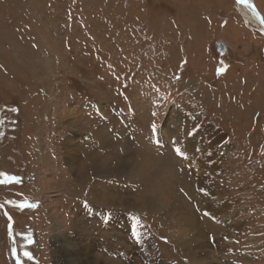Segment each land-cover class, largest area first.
<instances>
[{
    "label": "rangeland",
    "instance_id": "obj_1",
    "mask_svg": "<svg viewBox=\"0 0 264 264\" xmlns=\"http://www.w3.org/2000/svg\"><path fill=\"white\" fill-rule=\"evenodd\" d=\"M261 32L236 0H0V264H264Z\"/></svg>",
    "mask_w": 264,
    "mask_h": 264
},
{
    "label": "bare ground",
    "instance_id": "obj_2",
    "mask_svg": "<svg viewBox=\"0 0 264 264\" xmlns=\"http://www.w3.org/2000/svg\"><path fill=\"white\" fill-rule=\"evenodd\" d=\"M251 1H252V5L249 2V0H236L237 8L240 10L242 15L251 22L252 26L258 27L264 33V24H263L264 19L262 18V16L256 9L253 3V0ZM180 113H181L179 115L180 120L185 125L191 126L194 119L190 115H187L185 112L183 113L180 112ZM207 120L209 119L207 118ZM194 123L195 122H193V124ZM186 139L187 140L185 141V143L184 142L183 143H184L185 150L189 153V155H184L183 154L184 152H182L179 149L180 154L184 157L182 159H185L194 170L198 169L200 173L195 176L196 178L195 182H197L198 185H203L202 181H203L204 171L205 172L210 171L211 176H214V175L217 176V173L219 170L218 168L219 164L221 162L224 163L225 155L223 154L222 150L224 149V146H226L225 145L226 140H227L226 133H224L222 129L214 127L213 124L209 122L207 124L205 123L201 124V126L195 129L194 132L188 133V136ZM221 147L223 148L221 150L222 152L219 151V148ZM228 151H229L228 149H224V152L226 154L228 153ZM208 195L209 194H207L206 191L205 193L202 194V196L209 199L210 197H208ZM224 203L225 202L223 200H218V201L213 200L209 202L208 204H205L204 208L205 210L206 208L207 210H210L208 212H211V214L214 215L212 216V218L214 217L215 219H220L222 222H224V227L227 230V232H232L233 226H231L230 223H228L229 214L223 208ZM214 207L216 209L212 211ZM63 245L66 248V250L64 251L65 254H63V257L61 259L62 262L60 261L61 264H74L76 259L72 257L71 255L67 254L68 253L67 250L69 249L70 251L71 249L74 251L75 248L74 247L72 248V246L68 242L67 243L64 242ZM89 263L96 264L97 257L95 259L93 258L92 260H89Z\"/></svg>",
    "mask_w": 264,
    "mask_h": 264
},
{
    "label": "water",
    "instance_id": "obj_3",
    "mask_svg": "<svg viewBox=\"0 0 264 264\" xmlns=\"http://www.w3.org/2000/svg\"><path fill=\"white\" fill-rule=\"evenodd\" d=\"M249 2H250L251 5H252V1L249 0ZM263 24H264V23H263ZM218 50H219L220 52H224V51L226 50V46L223 45L222 43H220L219 46H218Z\"/></svg>",
    "mask_w": 264,
    "mask_h": 264
},
{
    "label": "snow or ice",
    "instance_id": "obj_4",
    "mask_svg": "<svg viewBox=\"0 0 264 264\" xmlns=\"http://www.w3.org/2000/svg\"><path fill=\"white\" fill-rule=\"evenodd\" d=\"M134 235H135V233H134Z\"/></svg>",
    "mask_w": 264,
    "mask_h": 264
}]
</instances>
